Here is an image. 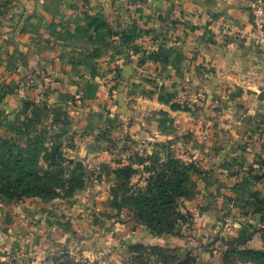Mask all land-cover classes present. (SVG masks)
<instances>
[{
    "label": "rangeland",
    "instance_id": "374dc122",
    "mask_svg": "<svg viewBox=\"0 0 264 264\" xmlns=\"http://www.w3.org/2000/svg\"><path fill=\"white\" fill-rule=\"evenodd\" d=\"M103 3L0 0V140L57 153L51 170L63 169L43 194L0 195L1 263L53 264L66 253L134 264V251L153 245L168 247L172 264H264L253 254L264 252V107H249L255 93L221 73L234 68L230 59L223 68L208 52L172 59L166 43L135 47L133 30ZM259 5L247 21L264 55ZM213 16L205 46L234 55L232 20ZM168 155L197 170L176 197L174 232L158 233L124 195L150 197V177ZM123 167L135 171L124 177Z\"/></svg>",
    "mask_w": 264,
    "mask_h": 264
},
{
    "label": "crops",
    "instance_id": "0c3cea01",
    "mask_svg": "<svg viewBox=\"0 0 264 264\" xmlns=\"http://www.w3.org/2000/svg\"><path fill=\"white\" fill-rule=\"evenodd\" d=\"M103 1L107 11L119 14L117 23L126 30H133L130 32V40L135 47L146 48V45L150 47L157 42L166 43L167 54H170L172 59L176 58L179 52L184 59H190L191 56L207 57L206 52L218 61L230 59L234 68L223 69L221 73L230 74L239 87L243 86L244 90L255 93L249 107H264V55L257 52L251 43L253 25L247 21V9L253 6V0H190L189 5L188 0H113L114 6L111 5L112 0ZM218 13L232 20L234 31L231 35L236 33L239 36L231 37V48L234 50L235 44L238 45L233 51L234 55L223 50L208 49L207 45L211 44L205 46L204 39H207L209 32L213 33L212 30L217 26L211 22L213 15ZM211 40L217 43L218 37ZM211 40L208 37L209 43ZM40 48V45L35 44V50ZM134 52L137 55L140 53L138 50ZM250 60L256 61L254 67L241 66ZM225 61L223 68L227 65Z\"/></svg>",
    "mask_w": 264,
    "mask_h": 264
},
{
    "label": "trees",
    "instance_id": "16d2710c",
    "mask_svg": "<svg viewBox=\"0 0 264 264\" xmlns=\"http://www.w3.org/2000/svg\"><path fill=\"white\" fill-rule=\"evenodd\" d=\"M14 147L11 139L0 140V195L21 198L43 194L48 189L54 188L52 182L57 180V173L63 171L62 168L57 171L51 170L52 166H56L58 154L48 156L33 153L34 145L31 142L27 147L32 150L19 147L14 151ZM40 159L46 161L50 169L39 165ZM153 161L157 163L158 158H153ZM189 168H192V171L197 170V167L191 163L187 165L168 155L166 161L153 170L151 181L148 182L150 188L146 189L151 193L147 194L150 197H145L146 193L142 189L130 197L129 191L126 192L124 196L127 195V205L135 210V217L139 221H147L150 229L158 233L174 232L175 221L182 218L176 211V197L184 195L192 186L188 174ZM119 171L125 177L135 169L123 167ZM169 251L168 247L148 245L134 251L132 260L134 264H172L174 257L168 253ZM253 254L264 258V252L257 251ZM187 257L186 254L184 258ZM53 262V264H90L87 261L76 262L66 253L54 257ZM0 264H2L1 260Z\"/></svg>",
    "mask_w": 264,
    "mask_h": 264
},
{
    "label": "built area",
    "instance_id": "2783aa9c",
    "mask_svg": "<svg viewBox=\"0 0 264 264\" xmlns=\"http://www.w3.org/2000/svg\"><path fill=\"white\" fill-rule=\"evenodd\" d=\"M254 14H255V16H256L257 18L262 17L263 14H264V7H263V5H259V6H257V8L254 9ZM256 24H257V27H258L259 29H261V27H262L261 22H260V21H257Z\"/></svg>",
    "mask_w": 264,
    "mask_h": 264
}]
</instances>
